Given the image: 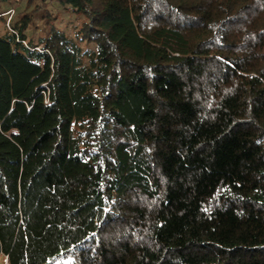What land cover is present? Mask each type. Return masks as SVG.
<instances>
[{"label":"trees","instance_id":"trees-1","mask_svg":"<svg viewBox=\"0 0 264 264\" xmlns=\"http://www.w3.org/2000/svg\"><path fill=\"white\" fill-rule=\"evenodd\" d=\"M5 23L0 257L264 264V0H25Z\"/></svg>","mask_w":264,"mask_h":264},{"label":"rangeland","instance_id":"rangeland-1","mask_svg":"<svg viewBox=\"0 0 264 264\" xmlns=\"http://www.w3.org/2000/svg\"><path fill=\"white\" fill-rule=\"evenodd\" d=\"M2 10H8L9 8H14L16 10L15 18H17L19 12H21L25 7V0L24 1H14L12 4H1ZM52 14H58L61 16V19L57 21V24L64 29L66 33L73 36V24L78 22V19L75 15H71L67 13L65 10L57 7L56 5L52 6L51 8ZM45 28V21L41 16L34 17V24L29 26L27 30V36L31 39H36L38 36L44 33ZM6 258L0 257V264H6Z\"/></svg>","mask_w":264,"mask_h":264},{"label":"built area","instance_id":"built-area-1","mask_svg":"<svg viewBox=\"0 0 264 264\" xmlns=\"http://www.w3.org/2000/svg\"><path fill=\"white\" fill-rule=\"evenodd\" d=\"M0 15H4L6 17V23H5V27L8 30L12 31V26H11V22L13 21V18L16 15V10L14 8H9L7 11H5L4 13L0 14ZM6 264H9L8 262Z\"/></svg>","mask_w":264,"mask_h":264},{"label":"water","instance_id":"water-1","mask_svg":"<svg viewBox=\"0 0 264 264\" xmlns=\"http://www.w3.org/2000/svg\"><path fill=\"white\" fill-rule=\"evenodd\" d=\"M2 254V243H1V240H0V255ZM6 261L8 262L7 258H6Z\"/></svg>","mask_w":264,"mask_h":264}]
</instances>
